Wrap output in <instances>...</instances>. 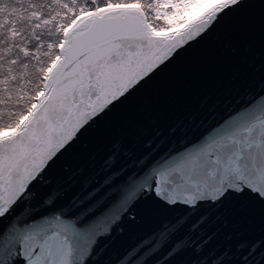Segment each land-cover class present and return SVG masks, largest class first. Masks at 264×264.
I'll use <instances>...</instances> for the list:
<instances>
[{
	"label": "snow or ice",
	"instance_id": "1",
	"mask_svg": "<svg viewBox=\"0 0 264 264\" xmlns=\"http://www.w3.org/2000/svg\"><path fill=\"white\" fill-rule=\"evenodd\" d=\"M218 30L225 58L254 45L260 68L223 115L67 162ZM243 200L264 217V0H0V264H264V231L220 215ZM144 203L163 209L147 228Z\"/></svg>",
	"mask_w": 264,
	"mask_h": 264
},
{
	"label": "water",
	"instance_id": "2",
	"mask_svg": "<svg viewBox=\"0 0 264 264\" xmlns=\"http://www.w3.org/2000/svg\"><path fill=\"white\" fill-rule=\"evenodd\" d=\"M229 40L223 30H218L189 50L167 72L82 137L67 162H79L86 153L102 152L113 139L136 140L155 128L167 129L182 121L189 138L198 136L202 131L200 121L209 120L213 111L223 115L242 91V85L258 80L260 75L255 46L247 54L242 48L239 59H228L222 53ZM246 55H255L256 61L246 66ZM192 114H196V124L188 120ZM135 211L142 228L150 227L163 213V209L148 203L138 205ZM220 215L226 229L236 231L240 237L255 239L264 231V217L257 202L229 201Z\"/></svg>",
	"mask_w": 264,
	"mask_h": 264
},
{
	"label": "trees",
	"instance_id": "3",
	"mask_svg": "<svg viewBox=\"0 0 264 264\" xmlns=\"http://www.w3.org/2000/svg\"><path fill=\"white\" fill-rule=\"evenodd\" d=\"M126 2H128V3H132V2H134V0H126ZM141 2L143 3V2H146V3H151L152 2V0H141ZM161 23H162V21H161ZM20 25H18V27H19ZM53 39H55V37H53ZM47 61L45 60V63H46Z\"/></svg>",
	"mask_w": 264,
	"mask_h": 264
}]
</instances>
